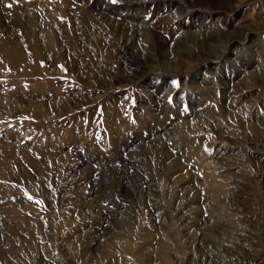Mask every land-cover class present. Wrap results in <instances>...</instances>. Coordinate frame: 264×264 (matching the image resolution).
Listing matches in <instances>:
<instances>
[{"label":"rangeland","instance_id":"rangeland-1","mask_svg":"<svg viewBox=\"0 0 264 264\" xmlns=\"http://www.w3.org/2000/svg\"><path fill=\"white\" fill-rule=\"evenodd\" d=\"M4 39L0 264H264V0H0Z\"/></svg>","mask_w":264,"mask_h":264},{"label":"bare ground","instance_id":"bare-ground-1","mask_svg":"<svg viewBox=\"0 0 264 264\" xmlns=\"http://www.w3.org/2000/svg\"><path fill=\"white\" fill-rule=\"evenodd\" d=\"M5 27V26H4ZM42 32V31H41ZM42 37V36H41ZM1 42V41H0ZM2 44V45H1ZM0 45H1V47L3 46L4 47V52H5V54H6V56L7 57H9V58H12V60L14 59V60H20L21 59V53H20V50H19V48L15 45V44H13V43H10V41L9 42H7L6 41V39H4L3 41H2V43H0ZM3 49V48H2ZM3 51H2V53H4ZM5 56V55H4ZM5 56V57H6ZM9 58H8V60H9ZM142 64V63H141ZM4 102V101H3ZM1 103H2V101H1ZM31 106V105H30ZM35 106V105H34ZM41 108V107H40ZM44 110V109H43ZM45 112V111H44Z\"/></svg>","mask_w":264,"mask_h":264},{"label":"snow or ice","instance_id":"snow-or-ice-1","mask_svg":"<svg viewBox=\"0 0 264 264\" xmlns=\"http://www.w3.org/2000/svg\"><path fill=\"white\" fill-rule=\"evenodd\" d=\"M113 2H116V0H113ZM9 7H11V5H8ZM32 197L31 196H29V199H31Z\"/></svg>","mask_w":264,"mask_h":264}]
</instances>
